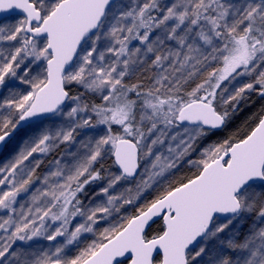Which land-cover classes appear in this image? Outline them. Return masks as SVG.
<instances>
[{"label": "snow or ice", "instance_id": "1", "mask_svg": "<svg viewBox=\"0 0 264 264\" xmlns=\"http://www.w3.org/2000/svg\"><path fill=\"white\" fill-rule=\"evenodd\" d=\"M253 94L264 0H0V264H264Z\"/></svg>", "mask_w": 264, "mask_h": 264}, {"label": "trees", "instance_id": "2", "mask_svg": "<svg viewBox=\"0 0 264 264\" xmlns=\"http://www.w3.org/2000/svg\"><path fill=\"white\" fill-rule=\"evenodd\" d=\"M262 108H264V99L253 94L248 103L241 105L238 114L233 117L229 128L221 135L213 137V139L225 138L232 133H236L238 130L242 131L247 126V123L250 122V118H252L254 114L258 113ZM155 230L156 229H154V231Z\"/></svg>", "mask_w": 264, "mask_h": 264}, {"label": "rangeland", "instance_id": "3", "mask_svg": "<svg viewBox=\"0 0 264 264\" xmlns=\"http://www.w3.org/2000/svg\"><path fill=\"white\" fill-rule=\"evenodd\" d=\"M165 2H171V0H165ZM221 139H223V138H221ZM184 171H186V169H185ZM45 243H46V242H45Z\"/></svg>", "mask_w": 264, "mask_h": 264}]
</instances>
